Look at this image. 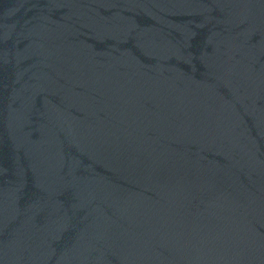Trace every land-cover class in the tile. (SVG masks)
I'll use <instances>...</instances> for the list:
<instances>
[{"label":"water","instance_id":"water-1","mask_svg":"<svg viewBox=\"0 0 264 264\" xmlns=\"http://www.w3.org/2000/svg\"><path fill=\"white\" fill-rule=\"evenodd\" d=\"M0 264H264V0H0Z\"/></svg>","mask_w":264,"mask_h":264}]
</instances>
